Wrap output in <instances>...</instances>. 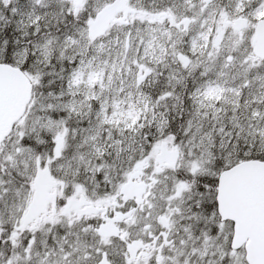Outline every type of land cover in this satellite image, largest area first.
<instances>
[{"label": "snow or ice", "instance_id": "6c2138e0", "mask_svg": "<svg viewBox=\"0 0 264 264\" xmlns=\"http://www.w3.org/2000/svg\"><path fill=\"white\" fill-rule=\"evenodd\" d=\"M0 264H264V0H0Z\"/></svg>", "mask_w": 264, "mask_h": 264}]
</instances>
